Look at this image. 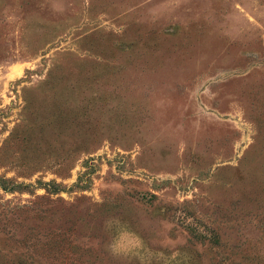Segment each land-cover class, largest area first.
<instances>
[{"label":"rangeland","instance_id":"1","mask_svg":"<svg viewBox=\"0 0 264 264\" xmlns=\"http://www.w3.org/2000/svg\"><path fill=\"white\" fill-rule=\"evenodd\" d=\"M0 264H264V0H0Z\"/></svg>","mask_w":264,"mask_h":264}]
</instances>
